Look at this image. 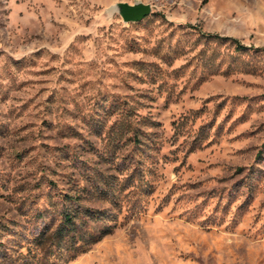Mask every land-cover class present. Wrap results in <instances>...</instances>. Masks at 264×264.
I'll use <instances>...</instances> for the list:
<instances>
[{
    "label": "rangeland",
    "instance_id": "obj_1",
    "mask_svg": "<svg viewBox=\"0 0 264 264\" xmlns=\"http://www.w3.org/2000/svg\"><path fill=\"white\" fill-rule=\"evenodd\" d=\"M0 264H264V0H0Z\"/></svg>",
    "mask_w": 264,
    "mask_h": 264
},
{
    "label": "water",
    "instance_id": "obj_2",
    "mask_svg": "<svg viewBox=\"0 0 264 264\" xmlns=\"http://www.w3.org/2000/svg\"><path fill=\"white\" fill-rule=\"evenodd\" d=\"M114 8L120 13L125 22L140 21L151 12L150 4L142 2L134 4L118 2L114 5Z\"/></svg>",
    "mask_w": 264,
    "mask_h": 264
},
{
    "label": "trees",
    "instance_id": "obj_3",
    "mask_svg": "<svg viewBox=\"0 0 264 264\" xmlns=\"http://www.w3.org/2000/svg\"><path fill=\"white\" fill-rule=\"evenodd\" d=\"M208 36L216 37L218 40H225V41L233 42V43H235V49L239 50V51L244 50L246 48H249V47H247L245 45L240 44L237 39H234V38H231V37H220L218 35H211V34H209Z\"/></svg>",
    "mask_w": 264,
    "mask_h": 264
}]
</instances>
